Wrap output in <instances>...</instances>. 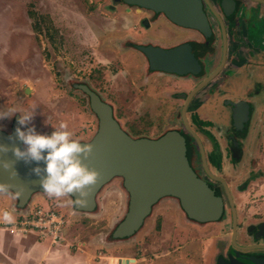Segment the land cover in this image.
<instances>
[{
  "label": "rangeland",
  "instance_id": "rangeland-1",
  "mask_svg": "<svg viewBox=\"0 0 264 264\" xmlns=\"http://www.w3.org/2000/svg\"><path fill=\"white\" fill-rule=\"evenodd\" d=\"M124 6L112 0H0V109L15 106L21 112L34 111L31 123L40 132H49L51 124L64 120L74 137L86 140L96 131L98 118L87 94L73 85L82 82L112 105L114 115L132 136L156 137L172 126L180 118L176 109L183 100L166 92L164 77L157 73L148 76L151 73L142 54L123 41L137 30L139 16L138 12L125 11ZM47 29L52 36L45 34ZM134 34L138 37L137 31ZM261 94L264 99V92ZM217 108V104L212 105V109ZM14 115L0 120V127L10 130ZM64 201L72 200L67 194L54 198L43 192L35 194L27 206L56 208L69 219L63 236L72 247L61 242V264L71 263L67 251L75 252L74 264H106L100 255L109 256L108 264H120L126 255L143 256L137 264H170L172 257L165 251L173 246L160 240L169 241L177 225L180 230L182 215L173 201L157 204L146 230L123 241L108 237L127 210L128 194L121 177L101 189L98 208L91 213L74 212L73 204ZM15 203L11 192L0 193V210L9 209L14 215ZM7 226L0 222V232L19 235ZM219 227L211 224L200 229L194 225L190 230L186 225L180 231L188 230L193 248L208 261ZM24 247L22 242L18 252ZM181 251L172 256H180ZM87 254L95 258L93 263L84 260Z\"/></svg>",
  "mask_w": 264,
  "mask_h": 264
},
{
  "label": "flooded vegetation",
  "instance_id": "flooded-vegetation-1",
  "mask_svg": "<svg viewBox=\"0 0 264 264\" xmlns=\"http://www.w3.org/2000/svg\"><path fill=\"white\" fill-rule=\"evenodd\" d=\"M112 1L126 5L127 12H138L137 30L126 35L123 41L142 54L146 69L151 73L148 76L157 73L164 77L166 92H174L173 96L183 100L176 109L180 118L162 133L176 129L183 134L196 173L218 189L222 197L223 213L215 221L199 222L190 218L174 196H164L153 206L152 212L163 200L173 201L182 215L181 229L186 225L190 230L194 225L200 229L211 224L220 226L208 261L193 248L191 239L180 242L179 236H189L187 229L185 233L179 231L171 235L169 241L161 239L162 243L166 240L168 246H173L165 251L172 257L170 264H258L255 259H264V99L261 98L264 92V0H201L207 33L179 25L163 12L124 0ZM136 31L138 37L134 36ZM187 42L191 43L198 69L186 73L150 69L147 56L137 47L151 44L172 48ZM207 78L209 80L200 86ZM191 92L195 93L186 105V117L200 141L182 119V109ZM199 92H203V96L199 94V97ZM214 104L218 105L217 111L212 109ZM152 212L134 234L114 238L113 228L108 237L122 241L135 237L144 231ZM234 220V240L238 247L233 242ZM179 250L184 252L172 256Z\"/></svg>",
  "mask_w": 264,
  "mask_h": 264
},
{
  "label": "water",
  "instance_id": "water-1",
  "mask_svg": "<svg viewBox=\"0 0 264 264\" xmlns=\"http://www.w3.org/2000/svg\"><path fill=\"white\" fill-rule=\"evenodd\" d=\"M128 4L163 12L173 22L187 27L198 28L208 32L207 19L201 0H124ZM148 58L152 70L186 73L195 71L197 59L191 50V43H183L172 48L160 46L137 45ZM210 78V77H209ZM204 80L200 86L205 84ZM198 86L197 89L200 87ZM89 98L91 110L98 118L94 134L82 142L93 145L92 152L83 162L94 168L98 176L94 185L89 186L86 203H75V210L93 212L98 208V194L114 177L122 178V185L128 194L127 211L117 222L112 236L124 238L134 234L152 212L153 206L164 196H174L179 200L186 214L199 222L219 220L223 213L221 193L210 183L201 178L195 171L189 156V148L183 134L176 129H169L157 137L132 136L115 117L113 107L87 84H76ZM28 91L29 88H26ZM191 92L182 109V119L189 131L199 139L188 125L186 105ZM10 130L0 127V143L6 145L20 142L15 139L14 128L16 116ZM12 136V139H9ZM200 141V139H199ZM0 160L15 161V175L10 170L0 168V182L6 183L9 191L16 198L18 207L26 206L35 195L43 192L39 177L32 171L33 163L15 160L11 151L0 153ZM42 166V162H41ZM79 195V193H73ZM74 201V196L69 195ZM234 210V208H233ZM235 217V213H234ZM236 223L233 226V242H235ZM120 264L134 261L132 257H121ZM264 264V259H255ZM219 264H228L222 263Z\"/></svg>",
  "mask_w": 264,
  "mask_h": 264
},
{
  "label": "clouds",
  "instance_id": "clouds-1",
  "mask_svg": "<svg viewBox=\"0 0 264 264\" xmlns=\"http://www.w3.org/2000/svg\"><path fill=\"white\" fill-rule=\"evenodd\" d=\"M16 113L19 115L16 116L14 134L20 144L0 143V153L11 151L15 160L34 162L31 171L39 177L40 188L49 197L59 198L67 194L74 196V201H64L66 203H86L89 186L95 184L98 176L96 169L89 168L83 162L92 152V143L82 142L74 137L64 120L51 124L49 132L37 131L31 123L34 111L21 112L15 106L0 109V120ZM14 163L15 161L0 160V168L8 169L10 175H15ZM8 188L6 183L0 182V191ZM13 219L8 210H0V222L11 223Z\"/></svg>",
  "mask_w": 264,
  "mask_h": 264
},
{
  "label": "crops",
  "instance_id": "crops-1",
  "mask_svg": "<svg viewBox=\"0 0 264 264\" xmlns=\"http://www.w3.org/2000/svg\"><path fill=\"white\" fill-rule=\"evenodd\" d=\"M4 192L5 191H0V193H4ZM38 193H43V192H38ZM35 194H37V193H35ZM243 195H246V193H244ZM30 204H31V201L26 206H24L25 208L24 207L20 208L15 203L16 212L13 213L14 215H12V216L16 217L21 212L27 210L28 209L27 206H29ZM7 210L10 212L9 209H7ZM73 211L79 212L80 210H73ZM67 224H68V222H67ZM66 227H64V228H66ZM177 228H178V225L175 227V229H173L172 235H175L177 232H179L181 230V228H179L180 230H177ZM0 230H3V229L0 227ZM19 235L18 236H12L10 234H7L6 232H0V264H61V254L63 252L61 249V242H63V243L65 242L64 236H63V239L61 241L53 243L51 240H49V238L46 239V238H39L38 237L39 239H37L35 237L36 236L35 234H33L31 236L28 234V236H26L25 238H20L21 236H19ZM187 239H188V236H187V238L183 236V238H180V242H182V243L186 242ZM22 242H25V247L23 248V251L21 253H19L17 250V247L20 248V244ZM6 245L9 246L10 250H8L9 248L8 249L6 248ZM16 245H17V247H16ZM65 245L72 247L71 244L68 242L67 243L65 242L63 244V246H65ZM40 248H42L41 254H39ZM67 252H70V258H71V263H69V264H74L75 261L77 260V259H74V260L72 259V257L75 256V252H71V251H67ZM99 257H100V259H104L106 261V264H108V261H107V258L109 257L108 255L107 256L106 255H100ZM118 257H121V256H118ZM126 257H129V256L126 255ZM131 257L134 258V261H131L127 264H137L143 258V256L137 257V255H132ZM84 260H86V262H88V263H93L95 261V258H93L92 255L87 254L86 258ZM146 261H147V259H146Z\"/></svg>",
  "mask_w": 264,
  "mask_h": 264
},
{
  "label": "built area",
  "instance_id": "built-area-1",
  "mask_svg": "<svg viewBox=\"0 0 264 264\" xmlns=\"http://www.w3.org/2000/svg\"><path fill=\"white\" fill-rule=\"evenodd\" d=\"M66 224L67 218L60 210L37 204L21 212L7 227L12 233H31L56 243L63 239V228Z\"/></svg>",
  "mask_w": 264,
  "mask_h": 264
},
{
  "label": "trees",
  "instance_id": "trees-1",
  "mask_svg": "<svg viewBox=\"0 0 264 264\" xmlns=\"http://www.w3.org/2000/svg\"><path fill=\"white\" fill-rule=\"evenodd\" d=\"M45 34H47L48 37H49V36H52V32L49 31V29H47V30L45 31ZM24 208H25V207H24Z\"/></svg>",
  "mask_w": 264,
  "mask_h": 264
}]
</instances>
